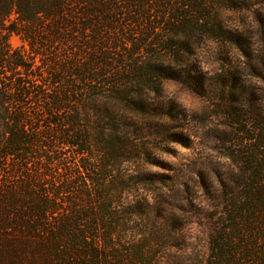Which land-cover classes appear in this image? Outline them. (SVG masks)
Listing matches in <instances>:
<instances>
[{"label": "trees", "instance_id": "obj_1", "mask_svg": "<svg viewBox=\"0 0 264 264\" xmlns=\"http://www.w3.org/2000/svg\"><path fill=\"white\" fill-rule=\"evenodd\" d=\"M253 4L0 0V264H184L193 199L145 168L174 172L151 140L190 145L165 128L182 117L165 81L206 99L226 129L218 185L201 182L204 264H264V36L246 45L225 18ZM208 46L244 68L221 58L205 70Z\"/></svg>", "mask_w": 264, "mask_h": 264}, {"label": "rangeland", "instance_id": "obj_2", "mask_svg": "<svg viewBox=\"0 0 264 264\" xmlns=\"http://www.w3.org/2000/svg\"><path fill=\"white\" fill-rule=\"evenodd\" d=\"M253 5L250 9L229 12L225 15L227 23L238 26L245 32V44L261 47L260 36H264V0H248ZM255 22V23H253ZM9 42L13 48L23 46L19 36L11 34ZM200 59L205 70L214 72L221 58L231 60L240 68H244L243 59L230 53L224 46H208L200 51ZM253 83L260 82L253 79ZM163 99L168 104L175 105L181 112L179 120H169L165 128L171 132L183 133L189 138V147L182 144H159L160 139L151 140L152 160L169 164L174 172L164 170L160 165H146V170L152 173L176 175L178 198L181 196L193 199L194 206L184 218L183 236L185 240L184 264H204L208 249L209 221L205 214L210 210L211 202L202 188V180L213 182L217 186V177L224 172L227 163L222 157L220 143L216 137L225 134L220 117L215 114V108L206 99L198 96L183 84L176 81H165L162 85ZM183 113L186 117H184ZM221 133V134H220ZM158 146V147H156ZM166 192V189L163 191ZM184 193V195H183ZM179 214V213H177Z\"/></svg>", "mask_w": 264, "mask_h": 264}, {"label": "clouds", "instance_id": "obj_3", "mask_svg": "<svg viewBox=\"0 0 264 264\" xmlns=\"http://www.w3.org/2000/svg\"><path fill=\"white\" fill-rule=\"evenodd\" d=\"M253 23H255V22H253ZM238 54V53H237Z\"/></svg>", "mask_w": 264, "mask_h": 264}]
</instances>
